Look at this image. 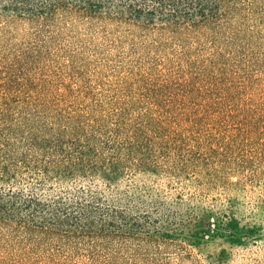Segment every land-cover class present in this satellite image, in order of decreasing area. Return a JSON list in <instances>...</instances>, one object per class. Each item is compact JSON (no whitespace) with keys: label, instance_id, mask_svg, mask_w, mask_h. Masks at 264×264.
Returning a JSON list of instances; mask_svg holds the SVG:
<instances>
[{"label":"trees","instance_id":"obj_1","mask_svg":"<svg viewBox=\"0 0 264 264\" xmlns=\"http://www.w3.org/2000/svg\"><path fill=\"white\" fill-rule=\"evenodd\" d=\"M228 4L226 0H0V15L48 21L65 13L113 22L117 27L175 33L180 28L220 24L236 1ZM15 59L24 56L10 62ZM219 59L220 52L210 53L204 67L215 68ZM10 62L3 64L0 79V239L6 241L0 247V264H68L70 256L60 261L57 252L69 248L72 253L81 246H86L93 262L100 261L97 252L117 254L119 259L124 254L129 259L149 258L152 250L175 243L187 245L176 252L183 256L189 255V246L200 247L213 239L240 242L259 231L223 211L199 206L175 210L182 208L179 199L168 202L141 180L159 175L163 168L176 170L183 164L172 155L182 146L191 151L196 148L182 134L187 128L169 121L168 115L177 113V105L161 101L164 86L149 90L146 100L85 106L64 104L67 92H63L59 94L63 111L55 110L54 126L46 131L35 126L34 109H47L49 98L42 88L25 95L28 85H18L20 77L9 75L12 72L6 66ZM13 105L17 108L11 112ZM105 105H112L108 114L102 111ZM255 120V116L243 120L245 128H253ZM192 154L185 158L189 165L204 161ZM21 183L29 185V193L20 188ZM72 183L76 184L73 191L60 189L62 195H41L54 185ZM39 247L47 250L46 255L39 256ZM224 254H218L216 264L223 262ZM118 261L105 259L104 263Z\"/></svg>","mask_w":264,"mask_h":264},{"label":"rangeland","instance_id":"obj_2","mask_svg":"<svg viewBox=\"0 0 264 264\" xmlns=\"http://www.w3.org/2000/svg\"><path fill=\"white\" fill-rule=\"evenodd\" d=\"M232 1L236 4L220 24L180 28L175 33L117 27L113 22L65 13L48 21L0 15V79L5 72L3 64L23 55L24 59H15L6 68L12 72L9 75L20 77L18 85H28L25 95L42 88L49 98L47 109H34L38 129L53 128L55 110L63 111V92H67L64 104L85 106L146 100L149 90L164 86L161 101L177 105V113L168 115L169 121L185 126L187 131L182 134L189 139L187 144L192 142L196 148L191 151L182 146L172 155L183 164L176 170L163 168L159 175L141 180L168 202L179 199L182 208L175 210L205 207L259 227L254 236L240 242L213 239L200 247L189 246V255L183 256L176 252L187 245L175 243L152 250L149 258L129 259V254H124L119 259L117 254L97 252L100 261L93 262L86 246H81L72 253L62 248L58 260L70 256L68 264H106L105 259L119 260L117 264H216L218 254L224 251L221 264H264V0H226V6ZM212 52H220V59L215 68H205ZM210 104L214 106L207 108ZM110 106L105 105L103 113L111 112ZM16 108L11 106V112ZM254 116V127L246 129L243 120ZM192 152L193 158L204 161L186 163ZM75 185H54L51 191L38 192L43 198L53 197L60 189L73 191ZM19 186L29 193L28 184ZM5 244L0 239V247ZM46 251L39 247V256Z\"/></svg>","mask_w":264,"mask_h":264}]
</instances>
